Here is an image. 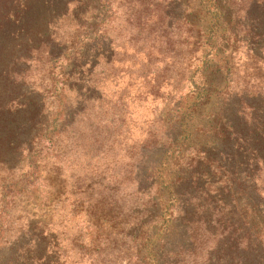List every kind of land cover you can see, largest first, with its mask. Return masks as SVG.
Here are the masks:
<instances>
[{
	"label": "trees",
	"instance_id": "1",
	"mask_svg": "<svg viewBox=\"0 0 264 264\" xmlns=\"http://www.w3.org/2000/svg\"><path fill=\"white\" fill-rule=\"evenodd\" d=\"M188 1L159 16L179 24L188 85L129 144L121 104L68 94L109 62L105 16L57 39L80 0H0V264H77L59 227L93 264H264V0ZM240 49L255 72L230 88ZM35 52L59 67L50 104L15 85ZM63 138L84 157L70 176Z\"/></svg>",
	"mask_w": 264,
	"mask_h": 264
},
{
	"label": "rangeland",
	"instance_id": "2",
	"mask_svg": "<svg viewBox=\"0 0 264 264\" xmlns=\"http://www.w3.org/2000/svg\"><path fill=\"white\" fill-rule=\"evenodd\" d=\"M243 1L245 0L236 2L241 4ZM104 2H107V5H104ZM140 2L147 6L146 12H140L143 9L142 6L140 7ZM186 3L190 5L189 8L197 6L196 0H189ZM184 8H186L185 0H101L100 2L80 0L79 3L70 5L65 16L57 20L53 26V33L57 39H65L77 33L76 26L79 22L94 24L105 16L101 24L103 26L100 28H103L105 37L111 44L112 55L108 57L109 62L101 61L100 65L95 67L94 73L85 74V77L79 70L81 74L73 79L81 75L82 78L70 82L69 86H72V89L68 94L69 98L75 101V85H79L78 88L81 87L82 92L87 96L98 95L101 103L108 102V108H111L115 102L121 104L116 113H118L117 117H123L122 131L128 136L129 144H141L148 136L155 120L167 115L168 104L176 102L180 92L188 85L185 80L188 73L184 69L185 66L181 65L184 57L178 51L176 42L179 24H174L172 28L161 27L170 24L171 18L164 17L162 22L159 21V16L165 11L176 14L179 9ZM177 52V56L174 57ZM45 56L42 52L33 53L32 59H27L25 66L20 67L23 75L17 77L15 85L21 81L22 84H18L21 90L29 92L31 96L37 95V99L43 98L46 104H50L55 99L53 79H58L60 76L56 75L59 70L58 65L46 62ZM233 59V70L228 81L230 88L241 84L245 74L255 72L252 69L253 64L248 65L243 50L240 49ZM257 71L262 75L261 80L264 83V68L260 67ZM7 87L0 90L6 91ZM6 100L1 101V104L3 105ZM84 105L89 112L99 108L98 103L93 107L90 103ZM9 106L15 107L14 104ZM15 109L17 108L11 111ZM70 143L69 138H63L61 141L66 163L69 164L65 170L67 176L79 172L76 163L79 165L84 163L82 153V156L74 158L77 154H73L75 149L73 150V145ZM59 229L57 233L59 240L66 246V251L60 254L68 255V258L77 264H93L91 258L84 254V249L71 241L75 229L73 227L72 230L62 227Z\"/></svg>",
	"mask_w": 264,
	"mask_h": 264
}]
</instances>
